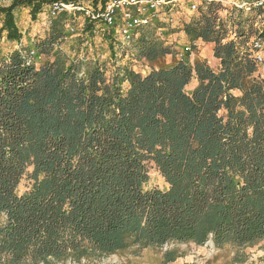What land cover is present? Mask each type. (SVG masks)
<instances>
[{
    "label": "trees",
    "instance_id": "1",
    "mask_svg": "<svg viewBox=\"0 0 264 264\" xmlns=\"http://www.w3.org/2000/svg\"><path fill=\"white\" fill-rule=\"evenodd\" d=\"M258 1L250 12L210 1L182 24L189 42L213 46L217 68L178 60L156 36L165 26L151 23L129 49L150 72L131 61L114 63L111 76L106 62L63 49L82 13L50 17L24 46L15 11L28 5L35 22L51 1L0 5V37L20 46L0 57V264L264 243V74L251 46ZM84 19L80 46L99 34L117 57L114 30ZM152 170L165 187L150 185ZM181 257L168 249L162 264Z\"/></svg>",
    "mask_w": 264,
    "mask_h": 264
},
{
    "label": "rangeland",
    "instance_id": "2",
    "mask_svg": "<svg viewBox=\"0 0 264 264\" xmlns=\"http://www.w3.org/2000/svg\"><path fill=\"white\" fill-rule=\"evenodd\" d=\"M13 0H0V5L8 6ZM221 3L223 8L227 10L238 9L245 11L244 4L255 2L256 0H216ZM31 9L28 5L21 6L15 11V18L18 27L20 28L23 39L21 43L24 46H31L33 39L37 36H43L44 32L49 26V6L44 5L42 13L37 16V20L34 22L30 15ZM247 12V11H246ZM187 10L186 6H183L181 10H178L173 15V23L164 21H156L153 24L165 26L164 28L156 31V36L161 40L171 45L174 50L181 49L189 41L183 33H179V29L182 24L189 21L190 17L196 15ZM227 12H222V16L226 18ZM245 18V14L243 15ZM84 16H78L75 20L74 33H70L69 38L63 45L64 51L73 58L79 56L83 58L87 52L90 58L98 59L100 62H106L109 68L108 76L112 75L114 63L118 65H126L129 62H133V69L140 74H147L150 72V67L146 61H134L131 57V52L128 50L126 53L117 54L110 49L109 43L101 39L99 34H95V37L91 38V42L86 45L80 46V41L83 38L81 30L84 26ZM3 18L0 16V28L2 26ZM257 30L263 31L264 29V13L261 15V21L255 26ZM98 32H101L100 30ZM19 43L9 41L5 36L0 37V57L6 56L12 50L19 48ZM87 47V48H86ZM200 57L209 62L213 68H217L218 61L213 58V46L208 44H201L197 47V53L193 52L188 56L186 63L190 64L196 57ZM38 62H42V59H38ZM168 63L170 60L168 59ZM264 74V68H260ZM151 186L159 185L165 187V184L161 180L159 174L151 171ZM177 248L183 257L179 258L176 262L171 264H264V243L253 248L235 249L230 246H226L222 249H217L212 241L204 246H196L194 244H180V245H168L163 249H145L140 252L139 255L133 254L132 251L112 255L96 261H82L81 264H162L163 254L166 250ZM245 258L244 263H235V259ZM58 264H77L75 262L68 261L66 263Z\"/></svg>",
    "mask_w": 264,
    "mask_h": 264
},
{
    "label": "built area",
    "instance_id": "3",
    "mask_svg": "<svg viewBox=\"0 0 264 264\" xmlns=\"http://www.w3.org/2000/svg\"><path fill=\"white\" fill-rule=\"evenodd\" d=\"M49 14L55 18L60 12H80L92 20L104 22L108 29L114 30L118 54L126 53L134 42L137 31L156 21L173 23L176 11L186 6L191 13L199 11V7L215 0H109L102 9L92 8L95 0H50ZM257 7L264 8V0H259ZM242 7L250 12L252 6L244 4ZM264 29V28H263ZM76 31L74 26L69 27V32ZM199 42H188L181 49L176 50L177 59L186 62L188 56L193 54V47H198ZM251 46L256 51L255 61L264 68V30L252 39Z\"/></svg>",
    "mask_w": 264,
    "mask_h": 264
},
{
    "label": "crops",
    "instance_id": "4",
    "mask_svg": "<svg viewBox=\"0 0 264 264\" xmlns=\"http://www.w3.org/2000/svg\"><path fill=\"white\" fill-rule=\"evenodd\" d=\"M201 44H204V43L200 41V42L198 43V45H201Z\"/></svg>",
    "mask_w": 264,
    "mask_h": 264
}]
</instances>
